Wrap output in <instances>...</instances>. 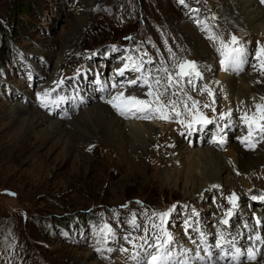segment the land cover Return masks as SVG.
<instances>
[{"label":"rangeland","instance_id":"rangeland-1","mask_svg":"<svg viewBox=\"0 0 264 264\" xmlns=\"http://www.w3.org/2000/svg\"><path fill=\"white\" fill-rule=\"evenodd\" d=\"M219 8L217 0H185L184 4L180 0H0V108L3 106L2 111L5 112L6 107L30 104L39 106L43 114L64 122L76 115L83 106L106 105L111 94L114 96L118 91H123L125 96L131 94L139 99H151L145 95L147 86H137L143 84L145 76L155 91L157 78L162 85L167 84L164 68L174 74L175 65L185 60L194 61L198 66L199 50L189 49L186 38L180 32L184 27H188L191 36L201 40H204L202 32L210 27L213 35L225 42L234 35L244 48L247 43L248 47L256 51L263 44L260 40H264V23L254 30L257 39L250 45L237 31V27H217ZM191 10H194L193 14ZM73 41L75 44L72 45ZM209 45L215 51L213 75L209 80L201 76L188 83L185 78L179 87L168 88L167 91L159 89L165 91L161 100L166 104L170 100L174 101L175 111L186 115L189 121L192 118L190 113L196 111L192 109V103L198 102L199 111H203L212 120L211 124L204 126V130L214 127L213 120L220 115L232 114L235 108L242 112L247 109L240 94L230 95L225 81L231 76L225 70L221 74L217 67L216 49L219 43L211 41ZM133 63L140 66L139 72L133 69ZM125 64L128 68L124 76H117L116 73ZM243 67L247 69L248 65L244 63ZM221 76L226 80L220 78L215 83L216 78ZM133 79L137 85L129 86L128 81ZM61 80L63 84L57 86ZM71 80L81 82L78 89L82 97L80 94L79 98L75 97L74 91L77 88L71 89ZM110 80L125 87L108 91ZM193 83L199 84L197 88L193 87ZM201 84L208 88H201ZM99 85L107 90L105 96ZM57 87H62L63 94L54 92L53 95L44 96ZM206 90H211L213 95L210 96ZM174 92L177 95H172ZM42 98L46 106L42 104ZM261 101L258 97L251 103L256 105ZM75 103L77 106H74ZM205 104L209 107H204ZM250 107L247 109L249 112ZM209 108H215V112ZM169 109L172 110V107L169 106ZM111 110L113 114L116 113L112 106ZM119 118L128 121V118ZM5 121L8 124L11 120ZM148 124H152L157 133H163L160 137L168 135L167 144L170 147L167 151L171 152L175 135L171 127L174 124L168 127L167 123L163 125L155 119ZM200 127L196 125V129ZM70 129L75 143H79L81 134L76 132L77 129ZM207 138L205 140L208 141ZM18 141L0 151V264H93L94 260L102 264H121V249L135 245V253L137 247L141 251L151 245V248L146 249L155 251V246L149 243L150 233L152 225H159L160 221L153 214L168 211L173 206L175 211L164 227L172 234L173 240L179 239L183 249L196 256L199 251L193 249V245H206L210 233L222 231L224 234H238V227L241 226L239 223L243 220L240 216H253L252 211L246 207L248 202L245 199L258 193L263 195L264 147H260L253 155L257 162L263 164L248 171L255 185L252 188L246 186L244 181L248 175L243 177L239 171H232L229 176L220 175L216 184L211 179L213 174H210L209 169L218 170L220 160L216 158L225 155L232 147L229 143L226 145V142L223 144L226 147L220 144L222 149L216 143L215 148L209 147L208 144L198 142V136L195 137V146L188 144L189 148L181 156V165L172 170L171 178L164 174L159 160L151 153L154 143L147 148L141 159H135L138 153L135 145H131L133 153H130L134 158L127 152L125 161L131 160L135 168L129 169L127 162L123 166L120 163L123 158L118 157L106 141L93 148L92 153L85 151L97 144L91 140V144L83 151L86 156L81 168L38 170L30 163L46 150L40 152L46 145L50 147L51 144L46 143L47 140L39 149H33L32 144L22 149ZM85 144L80 145L79 152ZM202 149L210 153L212 167L209 164V167L195 168L191 178L185 172L187 164L191 156ZM59 152H64L58 158L62 165L67 158L63 147L51 148L43 161L50 164ZM78 158L80 156L75 150L71 154V161L78 165ZM168 158L164 154L161 161H167ZM36 175L40 176L35 178ZM211 181L218 187L210 188ZM219 188L222 190L218 191ZM248 192L254 195L250 196ZM232 193H236L239 198L237 205L240 201L241 207L235 209L239 215L228 217V224L222 226L219 221L221 217L215 216L223 215L224 208L231 206L225 197ZM201 194H205V198H201ZM213 196L218 198L217 202L213 201ZM197 205L205 210L199 209ZM183 214L195 217L199 214L203 217L202 226L206 232L197 229L200 241L184 240L181 224L188 218ZM133 219L140 227L133 226ZM213 223L217 224V228L212 227ZM105 225L112 229V234L106 235L101 231ZM145 229L147 244L144 239ZM158 233L162 235L157 229L155 234ZM211 241H214L212 236ZM171 248L173 254H177L176 245H171ZM242 250L246 251V245H243ZM132 254L126 257L123 264L128 263ZM190 262L188 260V264Z\"/></svg>","mask_w":264,"mask_h":264},{"label":"bare ground","instance_id":"bare-ground-1","mask_svg":"<svg viewBox=\"0 0 264 264\" xmlns=\"http://www.w3.org/2000/svg\"><path fill=\"white\" fill-rule=\"evenodd\" d=\"M217 4L220 5V8L217 11V27L221 28V26L225 27L224 25H228L229 28L231 29V26L233 25V27H237V31H239L240 35H242V37L246 39L245 41L248 42L250 45L256 42L257 38L254 35V32H255L254 30H256L257 26L264 23V8L260 6L258 0H217ZM214 5H216V2ZM191 11H192L191 13L193 14L194 10H191ZM208 26H209V22H208ZM180 32L184 36V38H186L189 49L191 47L193 49L196 48L199 50L198 51L199 56L197 58L198 68L201 73V76H203L204 79L209 80L210 76L213 75L212 65L214 64L213 61L215 60V51L209 45L211 41L208 38L209 35H213L212 28L209 27L207 31L202 32L203 33L202 37L204 38V40L197 38V36L195 37L191 36L189 33L190 30L188 29V27L182 28ZM73 44H75V41H73L72 45ZM244 49L249 53L247 57V62H246V65H248V68L246 69V67H243L244 65L243 64L241 69L238 71L236 70L226 71L231 76V78L230 79L228 78V80L225 82H226L227 88L229 89L230 95L231 93H234L236 96L240 94L241 97L243 98V105L247 106V109H248V106L250 107L251 105H254L251 103V101H256L258 97L260 98L264 97V80H263V76L259 74V71H260L259 67H253L254 53H255L254 48H252L251 46L248 47V44L245 43ZM220 78H224V77L221 76V77L216 78L215 83L218 80L220 81ZM224 79H222V81ZM69 84L71 86V89H75V87L77 88V90L75 89L76 92L79 93V91H81L80 89H78L79 84H81L80 81L71 80L69 81ZM54 92L63 94L62 87L55 88L50 94L53 95ZM43 104L45 105L44 101H43ZM74 106H77V104L75 103ZM88 106L90 107L88 108ZM88 106L81 107V109L76 113V115L71 116L70 120L64 121V122L62 120H57V119L51 118L43 114V111H41L39 106L34 107L30 104L28 105L25 104L19 107L11 106L9 108L6 107L5 112L2 111L3 106H1L0 114L2 115L0 116V151L3 148L11 146L13 143H17L18 140H19L18 143H21L20 148L22 149L29 148L30 144H32L33 149H39L40 147H42L41 144L48 140V142L46 143L51 144V146L48 147V145H46L40 152L44 151L45 149L46 150L43 153H40L39 157L37 159H34L30 163V165L34 169L44 170L45 168H50V169L55 168L56 169L58 167L60 170H65L67 168L79 169L83 166L82 165L83 159L86 156L85 153L83 154V151L87 148L86 146L91 144L89 143V141L94 140L97 143L95 146H90L87 150H85L89 153L93 152L92 151L93 148L99 147L100 144H103V141H106L108 142L109 146H111V148L115 151V153L118 154V157L123 158V160H121L120 163L124 166L125 162H127V166L130 169V168H135L136 166L135 163H132L131 160L125 161L126 153L127 152L133 153L131 149V145H135V148H136L135 151H137L138 153L136 156H134L136 157L135 159H141L143 158V154L146 153L147 148L150 147L152 143H154V149L151 151V153L154 158L159 160L158 163L161 164V166L163 167L164 174L167 175L168 178H171L172 170L175 169L176 167L177 168L180 167L181 165L182 154L186 153V150L187 148H189V146L192 145L191 147H193L196 145L195 144L196 136H198V142L200 143L208 144L210 145L209 147L212 146L213 148L217 146L215 145V143L209 144L208 143L209 140L208 141L205 140V137L207 136V133L209 130L207 129L204 130V127L203 128L200 127L196 129L195 131H192L191 134H189L188 131H184L180 136L173 135V140H172L173 144L171 146L173 148L171 152H168L167 150L170 147L167 144L168 135L166 137H162V136L160 137V135H162L163 133L162 134L157 133V131H155L154 127L152 126V124L142 123L139 120L127 121V120L121 119L115 115L116 113L113 114L111 110V105L108 103L106 105L96 104L93 106L91 105H88ZM251 108L253 107L251 106ZM209 109H212V108H209ZM241 115H242L241 113L237 114V111H233V113L230 116L231 118L228 117V123H229V127L232 133L229 137V145L232 147V149L230 148V150L226 152L225 155L220 156L219 158H216L220 160V166L218 170L215 169V171H212L210 168L209 171H211L210 174L211 173L213 174V177H211V179L215 181L216 184L218 183L220 175L226 174L229 176L231 175L230 172L239 171L240 175L242 174L244 175V176L242 175L243 177H245V175H248L247 178H244V181L247 184L246 186H251L253 188V186L255 185L250 179L251 176H249L248 171L250 168H258L263 163H260L261 161L257 162V160L253 158V155L255 154L253 151L245 150L243 148V144H239L237 143V141H235V137H238L237 135H241V132H242V125H239V123L242 122V120L240 119ZM5 119L6 120L9 119L11 121L8 122L7 124ZM70 128L77 129L76 132L81 134L79 143H75L76 140L73 138L74 135L70 132L71 131ZM23 129H26L25 132H23ZM22 132L23 134L22 136H20ZM72 132H75V131H72ZM226 132H229V130L227 129ZM215 133L217 134V132ZM156 134H158L157 137H156ZM225 141H226V138H225ZM84 143L86 144L84 145L82 151L79 152L78 150L80 149V145H83ZM188 144L190 145L188 146ZM198 145L199 144H197V146ZM53 147H58V148L63 147V149L65 150V153H66L65 155L67 158H66V161L62 165H60L59 163L60 161L58 160V158H59V155H63L64 152L62 154L61 152H59L55 156V159L50 164L43 161L47 152H51V148ZM104 148L107 150L106 147ZM108 149L112 152V150L109 147ZM75 150H76V153L78 154V157L80 156V158H78V162H79L78 165L75 164L73 161H71V154ZM131 153H130L131 157L134 158L133 154ZM175 153L176 155L174 156ZM164 154L169 157L167 161L166 160L161 161V158L163 157ZM150 156L151 154H149V157ZM211 159L212 158L210 157V153L207 150L202 149L201 152H195L193 156H191V160L187 164V168L185 170L186 175H190L192 178L193 170L195 168L197 169L199 166H203V167L208 166L209 164L212 163ZM231 159H233V161H231ZM177 163H180V164L176 166ZM211 167H212V164H211ZM262 172H259L258 174H262ZM39 176L40 175H36L34 177L37 178ZM210 186H208L207 188L209 187L213 188L212 181L210 183ZM197 189H200V188L198 187ZM221 190L222 188L218 189V191H221ZM254 192H257V190L254 189ZM242 193L243 192L241 191V194ZM248 193L250 196L254 195L251 192H248ZM200 196L201 198H205V194H201ZM254 196H257L259 198L264 195L260 196L258 193ZM197 207L199 209L202 208L201 205H197ZM231 207L232 206H229L228 209H231ZM237 207L238 209L241 207L240 201ZM202 209L205 210L204 208ZM228 209L224 208V214H225V211H227ZM235 209L233 210V215L237 216L239 215V213ZM224 214L223 215L219 214V216L217 215L215 217L224 218L225 217ZM197 218L199 219V222L202 225L204 223L203 217L197 214ZM241 218L243 217L240 216V219ZM240 219L238 220L239 222L241 221ZM198 230H201V229L198 228ZM237 233H239V230L237 231ZM183 235H184V240L188 242L189 239L187 238L184 232H183ZM230 238L231 239L229 242H232L233 244H235L236 243L235 239L233 237H230ZM263 239H264V234H263ZM172 245H176L175 252L177 254L174 253L173 255L177 259L190 260L192 264H203V263L207 264L206 258H204V260H199V258L197 256H194L191 251H188L186 255H182V250H185V249H183L184 247L183 243L179 239L177 240L174 239ZM193 246H194L193 249H197L199 251L200 253L199 257H203V255H201V252L205 251L204 249L206 246L207 248L209 247L208 244L206 245L195 244ZM146 248H142L140 252L144 253L145 251H148ZM208 251H209V248H208ZM87 254H88L87 257H89V253ZM92 255H93V252H92ZM227 260L228 259H226L225 261L219 260V264H229ZM260 262H264V255L260 259ZM93 264H102V263L100 261L96 262L94 260Z\"/></svg>","mask_w":264,"mask_h":264},{"label":"snow or ice","instance_id":"snow-or-ice-1","mask_svg":"<svg viewBox=\"0 0 264 264\" xmlns=\"http://www.w3.org/2000/svg\"><path fill=\"white\" fill-rule=\"evenodd\" d=\"M185 0H180L181 4H184ZM261 2H264V0H261ZM209 40L212 41L214 44L217 42L219 43V47H217V52L221 56L220 64L224 68L225 71L229 70H240L242 65L247 62V57L249 53L242 47L239 46L240 42L237 39L236 36H232L230 41L225 42L223 39H220L214 35L208 36ZM255 59L258 61L259 64V70L262 75H264V46H261L258 48V50L254 53ZM133 69L135 71H140V66L133 63L132 65ZM253 67H256V65H253ZM128 68V65L125 64L124 68H121L116 75L117 76H124L125 70ZM175 73L169 71L168 68H164L163 71L167 73L166 79L167 84L162 85L160 79L155 80V85L157 86L156 90H153V84L149 82V78L145 76L143 78V84L137 85V81L135 79L128 81L129 86L137 85L140 87L147 86L148 91L145 93L146 96L150 97L151 99L144 100L139 99L136 96L128 95L125 96L123 91H118L116 95L112 96L110 99L106 101V103L110 104L119 115L128 117L129 114L135 115V113H146L142 118L149 119L151 118L149 113H159V118L167 120L169 117L165 114V109L169 106L172 107V110L175 111V102L169 101L168 104H165L161 97L165 94V91H167L168 88L172 87H179L181 82L184 81L185 78L188 79V83L193 82V78H201V73L198 69L197 64L194 61H183L177 65H175ZM177 77L179 79H177ZM63 80L57 82V86L62 85ZM112 88H119L123 89L125 85L120 83H113L111 85ZM160 88H164L165 91H160ZM210 96L213 95L211 90H206ZM50 95V93H45L44 96L47 97ZM172 95H177V93H172ZM261 100H264V97H261ZM213 103H215V100H213ZM42 104H43V98H42ZM46 106V105H44ZM204 107H209L208 104H205ZM256 114H253L252 116H249L247 113H244L240 116V119L244 122V124L248 128V135L245 137H242L240 139V142L244 144L246 147H253V135L254 131L258 132L262 138H264V104H256ZM188 106L185 104V109L187 110ZM192 109H196L194 113H190L192 118L191 120L185 124V121L181 120L180 123L184 125L187 129L189 134L192 133V131L196 130V125H200L201 128L204 126L211 124L212 120L205 116L202 112L198 109V102L193 101L192 103ZM212 111L215 112V108H212ZM176 116H180L181 113L179 111H175ZM231 116V112L227 114H223L220 116L221 120H224ZM219 144L223 145L225 143V140L223 137L219 138L218 141ZM213 188H217V185H213ZM227 202L232 206L231 209H228L225 211V219H222L220 223L227 225L228 224V217H231L233 215V210L237 207V201L238 197L236 193H232L230 196L225 197ZM252 200L261 199L264 200V196L262 197H256L252 196ZM175 211V206H173L172 209H169L165 212L160 213H154L153 216L158 218L160 221V224H153L152 227L155 229H158L160 233H162L163 239H161L160 235L155 236V251H145L143 255H141L139 252H135L132 254L131 259L135 262V264H188V260L186 259H177L172 252L171 245L173 244V237L172 234L169 233L164 227V225L167 223V220L171 213ZM132 224L134 227H140L139 225H136L135 219H133ZM261 224L260 219L256 220V225L259 226ZM245 227H247V224H245ZM105 232L106 235L112 234V229L105 225L104 228L101 230ZM145 231V243L147 244V229ZM203 236V234H201ZM127 239V237L125 238ZM256 240L260 241L261 244H264V239L261 238V236L257 235L255 237ZM224 237L223 234H221L220 239L216 241L215 247L220 249V252H224ZM135 247V245H133ZM152 246L149 245V248ZM205 252L207 253V256L209 259L212 258V252L208 251L207 246L205 247ZM124 251H127V249H124ZM220 252L216 253V264H219V260L222 258L220 255ZM257 252L258 249L254 250L253 248L249 247L246 251V254L241 251L240 248H235V255L233 256V259L237 261V264H243V261H241L239 258L241 256L246 255L247 261H255L257 258ZM187 250H182V255H186ZM197 257L200 260H204V257H199V253H197Z\"/></svg>","mask_w":264,"mask_h":264}]
</instances>
